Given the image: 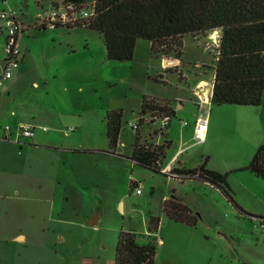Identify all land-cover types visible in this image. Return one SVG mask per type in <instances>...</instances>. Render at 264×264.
I'll list each match as a JSON object with an SVG mask.
<instances>
[{"label":"rangeland","instance_id":"rangeland-1","mask_svg":"<svg viewBox=\"0 0 264 264\" xmlns=\"http://www.w3.org/2000/svg\"><path fill=\"white\" fill-rule=\"evenodd\" d=\"M39 1L51 7L52 0H0V12L17 11L26 25L39 12ZM0 28L7 33L1 17ZM212 35L187 38L183 64L167 71L168 59L163 65L146 39L138 40L133 59L117 61L109 59L104 35L91 28L24 32L21 51L29 50L30 71L20 90L26 115L20 111L17 118L58 133L52 145L40 138L41 146L29 153L0 142V264H116L122 230L134 232L140 245L155 241L157 264H264V178L248 168L264 143V104H211L208 141L190 147L196 140L186 133L199 114L189 88L200 64H215ZM3 45L0 40V56ZM43 74L51 76L50 84L36 85ZM144 96L168 100L176 110L164 128L172 140L168 156L189 146L186 166L225 174L235 202L207 182H178L128 159L137 134L147 137L158 126H131L139 121ZM35 109L58 116L41 119L33 116ZM112 111H122L115 149L107 135ZM173 185L198 213L197 227L175 222L163 210ZM98 214L97 227L89 226ZM152 217L160 218L159 229L150 224ZM19 234L25 240L15 238Z\"/></svg>","mask_w":264,"mask_h":264},{"label":"trees","instance_id":"trees-1","mask_svg":"<svg viewBox=\"0 0 264 264\" xmlns=\"http://www.w3.org/2000/svg\"><path fill=\"white\" fill-rule=\"evenodd\" d=\"M95 1L96 15L76 27L101 32L109 59H133L138 40L146 39L152 42L153 51L161 57H169L174 52V57L182 60L185 39L220 31V45L214 51L215 64L212 67L215 77L211 104L261 105L264 93V0ZM150 97L165 103L162 110L171 116L169 127L175 112L167 100L144 96L140 114L153 108L147 102ZM142 124L139 120V127L134 130L139 131ZM121 125L122 111L108 113L107 135L111 149L119 145ZM161 136L164 141L159 144L148 136L137 134L133 152L128 159L136 165L161 173L162 159L172 144L165 132ZM248 168L264 178V143L258 148ZM177 171L198 175L220 188L225 196L235 202L225 174L209 170L204 165ZM130 187L136 188L133 180L130 181ZM163 207L172 220L196 226L198 213L182 199H166ZM150 223L154 229H158L160 218L152 217ZM154 258L153 243L140 245L135 233L123 230L120 232L116 264H157Z\"/></svg>","mask_w":264,"mask_h":264},{"label":"built area","instance_id":"built-area-1","mask_svg":"<svg viewBox=\"0 0 264 264\" xmlns=\"http://www.w3.org/2000/svg\"><path fill=\"white\" fill-rule=\"evenodd\" d=\"M41 1L39 4V12L35 15V21L32 27L36 28H59V27H76L79 24H84L89 21L90 18L96 15V1L95 0H52L51 7L46 8L41 6ZM0 17L6 28V41L4 44V53H5V69L0 76V90L2 89L4 82L13 77L14 71L19 68L21 61L23 59V52L21 51L19 45L20 35L29 28L25 25L20 14L17 11H2L0 12ZM220 31L213 32L212 40L215 44L216 51L220 45ZM206 48H209L207 46ZM163 59H169L163 58ZM166 65V64H165ZM167 69L166 66H164ZM213 82L200 81L195 89L193 94L197 98V103L199 106V116L195 122L194 134L198 143H204L206 140V134L208 131V117L209 109L211 105V100L213 96ZM150 107L145 114H140L139 120L143 124L147 123L150 127L158 125L151 132V135H148V138L153 135H162L168 127V124L171 120L170 114L162 110V107L165 106V103L152 97L147 99ZM156 107V108H154ZM161 107V108H158ZM188 122L184 121V125H187ZM133 129L139 127V121L131 124ZM44 131H47V127H41ZM36 126L27 123L19 122L15 131H12L11 125H3V135L1 137L2 141L10 142L14 144L21 145L23 144V139L32 138L35 135ZM161 173L170 179L176 180H185L192 178L194 176L199 177L198 175L184 174L177 171V168L173 163H169L166 166L161 165ZM136 184L137 193H141V185L133 180ZM264 227V223L262 224Z\"/></svg>","mask_w":264,"mask_h":264},{"label":"crops","instance_id":"crops-1","mask_svg":"<svg viewBox=\"0 0 264 264\" xmlns=\"http://www.w3.org/2000/svg\"><path fill=\"white\" fill-rule=\"evenodd\" d=\"M38 6H39V4H38ZM41 6H45L44 3H41ZM3 11H6V10H3ZM21 15L24 16V13L21 14ZM34 21H35V17L33 18V21L31 23L26 24L27 26H29V28L26 29L25 31L31 30L33 28H36V27H32L33 24H34ZM24 24H25V22H24ZM24 32L19 37V45H20V48H21V44H20L21 41L20 40H21V38H23L21 36L24 34ZM0 40L3 41V43L5 44L6 34L2 31V28H0ZM185 40L183 42V56L185 54V48H186V43H185L186 41ZM2 48L4 50V47H2ZM22 52H23V59H22V62L20 64L19 68H17L14 71L13 77L11 79L6 80L4 82V85H3L2 89L0 90V142L3 143V144H9V145H11L12 147H14L18 151L19 154L21 153L22 150H25L26 149L27 153H29L30 150L40 147L41 145H39L40 144V140L39 139L40 138H43V137H44L43 139L45 140L44 143L46 145H49V146L52 145V143H53L52 141L55 138V133H58L57 129L56 130L54 129L53 132H52L53 134H50V129L46 125L32 123V122H28V121H25V120H21V118H17V115L22 110V107H23L24 102H25V99H23L20 96V90L22 88L21 85L23 83H26L27 75L29 74V71H30L28 69L29 63H30L29 50L24 49V50H22ZM169 57H170V59H168L169 68L166 69L167 71L168 70H173V69H176V68L179 69L180 66L183 64V62H182L183 60L175 59V57L172 56V55L169 56ZM173 59H175V60H173ZM160 60H161V63L163 65H165L164 62H166L167 59H163V56H162V58ZM213 66H214V64L213 65H206V66L203 65V64H200V71L197 74V79H196L195 83L189 88V90H190V92L192 94H193V90H194L195 86L200 81H205L206 82V81H212V80H214L215 72L212 69ZM201 67H203V68H201ZM4 69H5V53H4L3 56H0V76H2V74L4 72ZM210 70L212 71V76L211 77H210V74H209L210 73L209 72ZM54 74H53L52 77H56V72H54ZM181 74L183 75V72H180V75ZM44 75L45 74L41 75L40 78L35 79L34 80V83L36 85L40 86L41 84L44 83V81H47V83L50 84V82H51V76L45 75V77H43ZM60 75H63V73L60 74ZM205 76H207L209 78H205ZM184 77L186 78L185 75H184ZM67 88L68 87H66V89ZM16 100L17 101L19 100L20 101V104L17 105L18 102L16 103ZM194 101H195V106H196L197 112H198L199 111V106H198V103H197V100H196V96H195ZM261 104L262 105L264 104V93H263V98H262V103ZM38 106L39 105H37V107ZM172 108L174 109L173 106H172ZM178 108H183L182 104L179 103ZM35 110H36L35 113L36 112L37 113L36 114L34 113L33 116L36 117V116L39 115V117L41 119L46 118V116H50V115H53V114L56 115V116H58L57 111H55V110H47V111H43L42 109H40V110L39 109L38 110L35 109ZM174 112L176 114V110L175 109H174ZM21 114H24V116L26 115V113L24 111H21ZM196 116L198 117L199 114L196 113ZM35 117L33 119H36ZM197 117L194 120V125L192 127V130H187L186 131L187 134L190 133L191 139H195V140H196V138H195V134H194V128H195V122L197 120ZM19 122H27V123H31V124L35 125L36 126V130H35L34 137L23 139L22 140L23 141V144H21V145L2 141L1 140V137L3 135V125H5V124L11 125L12 131L14 132ZM188 125H190V123H188ZM41 127H47L48 130L47 131H44ZM212 131H213L212 117L209 116L208 117V131H207V134H206V140H205V142L208 141V139H209ZM151 132H152V128L150 129L148 135H151ZM186 133L184 134L185 138H186ZM165 134H166L167 139L172 142L171 138H169L168 133L165 132ZM156 137L163 138L160 135H153L152 137H150V139L153 141ZM154 143L162 144L163 142H154ZM197 143L198 142L196 140V141H194L189 146L191 147L193 145H196ZM189 146H181L180 149H178L170 157L168 156V152L166 151L165 156L162 159V164L161 165L162 166H166L169 163H173V165L177 169H179V170L198 168L200 165L199 166H195V167L186 166V162L184 160V156H185V153L187 151H189V150H187ZM132 152H133V150H132ZM172 180H176V179H172ZM179 181H181V182H184V181L193 182L195 185H197L200 182L201 183L207 182V181H205V180H203V179H201L199 177H196V176H194L192 178H189V179H185V180H178V182ZM207 183H209V182H207ZM209 184H211V183H209ZM211 185L214 186L213 184H211ZM214 187H216V186H214ZM216 188H218V187H216ZM171 189L174 192H172L171 196L165 194L164 197H163V202L166 199H172L174 197H177V198L182 199L184 201V203H185V200L182 197H179V196H177L175 194L176 190L174 188V185L172 186ZM218 189H220V188H218ZM178 223L184 224L186 226H190V225L185 224V223H182V222H178ZM97 225H98V223H97ZM97 225L95 227H97ZM197 225H198V222H197L196 226H190V227H197ZM158 229H159V227H158ZM132 233H134V232H132ZM15 238L25 240V236L24 235H20V234L17 235V236H15ZM154 242L150 241V243H153V244H154ZM157 242L160 244V243H162V240L161 239H158Z\"/></svg>","mask_w":264,"mask_h":264},{"label":"water","instance_id":"water-1","mask_svg":"<svg viewBox=\"0 0 264 264\" xmlns=\"http://www.w3.org/2000/svg\"><path fill=\"white\" fill-rule=\"evenodd\" d=\"M98 220H99V214L98 215H95L94 217H92L88 222L87 224L89 226H96L97 223H98Z\"/></svg>","mask_w":264,"mask_h":264}]
</instances>
